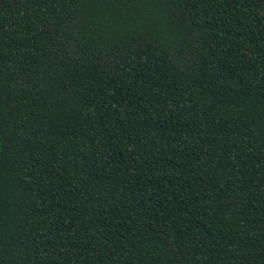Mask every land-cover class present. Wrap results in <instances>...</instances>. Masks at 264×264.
<instances>
[{"label": "trees", "instance_id": "16d2710c", "mask_svg": "<svg viewBox=\"0 0 264 264\" xmlns=\"http://www.w3.org/2000/svg\"><path fill=\"white\" fill-rule=\"evenodd\" d=\"M0 264H264V0H0Z\"/></svg>", "mask_w": 264, "mask_h": 264}]
</instances>
